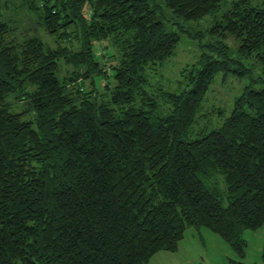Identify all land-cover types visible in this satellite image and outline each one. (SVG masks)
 <instances>
[{
    "label": "trees",
    "instance_id": "1",
    "mask_svg": "<svg viewBox=\"0 0 264 264\" xmlns=\"http://www.w3.org/2000/svg\"><path fill=\"white\" fill-rule=\"evenodd\" d=\"M225 2L165 5L197 21ZM20 4L47 40L17 37L0 10V264H147L189 227L218 234L243 264L241 232L264 224V84L227 114L209 108L229 69L223 43L200 44L183 85L154 81L180 36L151 0ZM209 32L264 65V6L232 0Z\"/></svg>",
    "mask_w": 264,
    "mask_h": 264
},
{
    "label": "rangeland",
    "instance_id": "2",
    "mask_svg": "<svg viewBox=\"0 0 264 264\" xmlns=\"http://www.w3.org/2000/svg\"><path fill=\"white\" fill-rule=\"evenodd\" d=\"M155 4L157 15L169 30L177 31L180 36L179 44L172 58L164 61L152 70L154 81L161 79L162 83L174 86L183 85L178 72L180 69L193 61L206 51L205 45L224 44L228 47L226 54H219L218 59L228 58L229 69L217 74V84H214L207 95V106L209 108L221 107L225 113H229L233 101L245 86L260 88L264 84L263 61L254 56L245 57L237 52L238 42L235 38H225L210 33L209 28L220 19L224 10L229 7L232 0H226L221 8L215 13L208 14L197 21H186L178 17L165 5V0H151ZM252 6L263 7L264 0H248ZM21 0H0V10L3 19L8 20L13 33L17 37L29 34L47 40L44 31L36 24L35 17L20 4ZM220 41V42H218ZM178 75V76H177ZM101 83V82H100ZM20 102L13 103L11 111H21ZM28 120L32 115L27 112L22 116ZM213 123L219 121L218 117L211 119ZM215 124H212L214 126ZM245 240L243 264H263L262 249L264 246V224L258 229H246L241 232ZM238 259L237 254L231 246L218 234L208 228L189 227L185 230L183 237L178 241L176 250H159L153 254L147 264H232L230 260Z\"/></svg>",
    "mask_w": 264,
    "mask_h": 264
}]
</instances>
